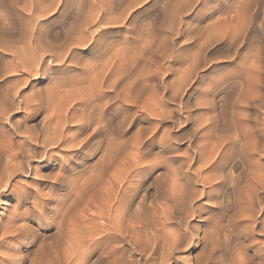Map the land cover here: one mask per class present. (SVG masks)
Masks as SVG:
<instances>
[{"label":"rangeland","instance_id":"1","mask_svg":"<svg viewBox=\"0 0 264 264\" xmlns=\"http://www.w3.org/2000/svg\"><path fill=\"white\" fill-rule=\"evenodd\" d=\"M33 3L50 7L45 14L38 16L39 28L36 33L43 44L60 45L70 35L73 25L88 16L94 17L104 12L106 21L86 30L87 41L83 47L71 48L73 62L65 57L62 62L48 63L46 71L33 78H30L32 75L17 74L16 71H13V75L10 74L12 71L3 73L6 67L4 63L9 61L10 56L3 53L6 51L0 47V67L3 66L0 68L3 70L0 71V112L5 109L0 114V134L6 135L4 133L8 132L11 120H17L18 124H15L20 126L18 135L14 134L16 139H20L19 134L28 132L42 134L41 123L49 115L51 107L61 103L64 98L58 100L61 94L69 92L70 97L78 90L75 88H80L79 92L95 95V102H99L101 108L95 110L94 116H97L96 120L103 118V125L89 142L94 147L89 143L78 144L71 149L64 148L65 151L53 150V154L43 151L39 144L31 143L29 152L36 153L31 152L30 160H26V163L28 161L35 166L42 176H15V180L20 179L33 186L29 187L26 195L13 194L9 198L12 201V197H17L21 209L27 213L24 212L26 219L18 222L20 229L23 227L22 232L10 241L15 249L5 246L0 249V264H5L6 259H10L8 264H81L80 260L73 257L66 260L65 257L71 251L66 228L73 218L68 220L65 216L70 215V210L77 211L75 207L72 209L67 205L74 198L73 191H70L72 183L91 185V180L96 185L97 178L105 182L112 175L116 180L126 174L137 184L136 195L144 196L146 201L142 210L147 211L150 205L155 206V203L164 202L165 196L170 197V187L178 169L181 173L177 174L178 178H182L185 172L188 177L187 173L192 170H184L190 162L188 155L198 148L221 150V156L225 157L218 158L223 163L217 160L220 163H215V169L225 166L226 161L233 165L230 171H226L228 173L224 172L222 184H217L215 190L206 189L201 195L204 188L195 181V175L190 174L194 180L188 182L189 187L192 192L195 191L191 195L192 198L196 197L191 209L198 203L205 207L198 216L194 214V217L188 218L194 236L201 234L202 230L214 229L217 223L225 230L230 229L233 234L230 240L220 236L218 244H213L214 239L211 241L206 250L212 249L214 252L208 264H226L241 252L260 260L262 256L253 257L252 252L254 247L258 248V254L264 252V101L257 107L244 104L239 101V93L246 89L248 83L264 93V0H0V43L4 41L2 44L7 46L21 47L26 42L29 25H36V19L33 21L24 7ZM23 27L28 29L26 34L22 31ZM96 28L99 31L94 32ZM74 35L77 34L71 36ZM235 37L237 42L232 41ZM55 51L67 53L63 48H56ZM110 58L115 60V76L107 82L109 86L101 89L90 79L92 74L88 68L97 66L100 69ZM21 78L27 83L23 80V84ZM176 91H181V94L178 96L176 93L174 100L170 94ZM1 96H7L6 100ZM35 96L39 98L35 99ZM19 97L26 98V102H34L26 104L23 101L21 104ZM162 110L165 114L159 116L161 113L158 112ZM87 128L82 135L71 136V142L85 139L92 130V127ZM73 131L76 132V129ZM110 147H114L113 153ZM39 153L42 154L39 156ZM32 154L39 158L36 160ZM108 154H111L110 157H106ZM45 157H49V161ZM190 164H195L190 165L193 170L200 165L195 161ZM56 172L60 173L57 175ZM32 181H40V196L52 192L46 203L41 202L40 197L33 196L36 185ZM35 198H40V202ZM146 202L150 205L147 206ZM58 206L69 213H62L63 217L61 212L64 210ZM67 206L69 209H65ZM176 216H179L178 213ZM215 217L218 220L215 221ZM58 218L61 219L58 221ZM175 221L172 220L169 225H174ZM99 234L102 236L103 232ZM99 234L95 237H101ZM99 237L98 246L86 242L85 247L78 250L77 256L86 261L84 264L106 262V259L101 261L99 252L107 239ZM206 243L205 240L195 243L191 255L202 257L201 249ZM241 247H244L243 251ZM185 253L178 255L182 254L179 255L182 257Z\"/></svg>","mask_w":264,"mask_h":264},{"label":"bare ground","instance_id":"2","mask_svg":"<svg viewBox=\"0 0 264 264\" xmlns=\"http://www.w3.org/2000/svg\"><path fill=\"white\" fill-rule=\"evenodd\" d=\"M39 4L40 5L33 3L32 5H30L28 7H27V5L24 7V9H27L29 11V17L33 18V21H35V19H36V21H35L36 25H31L32 23H30L29 26H31V27H30L28 34H26V32L28 31L27 28H29V26L27 28L23 27V29H22L23 33L26 34V36L27 35L28 36L25 39L26 42L21 47H13L10 45L7 46L6 44H2L4 42L3 40H2L3 42L1 41L2 43H0V47L3 49L2 51H6L3 53H5V54L7 53L10 56L9 61L8 62L6 61L7 62L6 64L4 63V65L6 67H5V69L3 68V70H4L3 73L6 74V72H8V71L9 72L12 71V72H10V74L12 73V75H13V71H16L15 73L18 72L17 74H19V72H21L26 76L32 75V76H30V78L31 77L33 78L34 75L38 76V74H43L46 71L45 66L48 63H51V62L56 63L58 61L62 62L65 60V57L70 62H73V57L71 55L72 54L71 48L72 47H78V46L81 47L82 45H84L87 41V37L85 35L86 30H89L91 28V26L94 24L99 25L102 22L106 21L105 16H104V12H101L102 14H99V15L96 14L94 17L88 16V17L84 18L83 21L81 19L73 25V27L71 28L70 35H67L63 39V41L60 45L55 44L57 46H54L53 44H49V43L43 44V43H41L40 35L36 33L37 29L39 28V22H38L39 17L38 16H42V14H45L50 7L43 5V4L41 5V3H39ZM35 14H38V15H35ZM109 22H111V21H109ZM27 23H29V22H27ZM98 29L99 28H96L93 31L97 32V31H99ZM2 30H3V28H2ZM74 33H76L77 35L71 36ZM240 36L237 38H240ZM21 37H23V36H21ZM0 39H2V38H0ZM27 39H28V41H27ZM237 40L238 39H236V37L232 38V41H234V42H237ZM234 42H232V43H234ZM9 43L10 42H8V44ZM56 48H63L64 50H67V53L69 52L70 55L67 56V53H64V52L55 53ZM108 57H105V58L107 59ZM7 58H9V57H7ZM259 66H260V63H259ZM1 67H3V66H1ZM114 67H116L115 66V60L110 58L105 63H103V65L101 66L100 69L97 66L89 67V68L87 67V68L89 69L90 74H92V77L90 79H92L94 81L93 82L94 84L95 83L97 84L96 86H98L102 89V88H104V86H109V84H107V82L111 81L112 80L111 77L115 76V75H113V73H115ZM256 67H257V65H256ZM253 72L254 71H252L251 74H253ZM34 77H36V76H34ZM26 79H28V78H26ZM21 80H22V78H21ZM24 81H25V83H27L26 80H24ZM24 81H23V84H24ZM252 83H253V81H252ZM31 85H32V83H31ZM251 85H253V84L248 83L247 86L245 85L246 89L242 90L239 93V101L241 103L252 104L253 106L257 107V105L259 103H263V101H264L263 100L264 99L263 94L264 93L262 91H260L258 89V87L251 86ZM17 86L20 87L19 84ZM245 87H243V88H245ZM92 88H94V87H92ZM75 89L81 90L80 88H75ZM22 90H20V91H22ZM73 90H74V88L71 89L70 92ZM78 90L74 91L70 97H69V92L65 93L63 95L61 94L62 96L60 95V98L58 100H60L61 97H64L63 98L64 100L62 99L63 101L61 100L60 101L61 103H59V104L57 103L58 105L53 104L54 106L51 107L50 113L47 112V113H49V115L45 116L46 119H44L45 117H43L44 121L41 123V127H42L41 133L42 134L39 135L38 132H36V133L34 132L32 134V133H29L28 129H27L28 133H23L22 135L19 134L18 138H20V139H16L14 134H17V131H19L17 129L20 126L16 125V124H18V123H16L17 120H16V122H12V120L9 121L10 119L8 120L9 121L8 132L4 131L5 132L4 134H6V135H3L2 131H1L2 135L0 134V249L4 246L8 247V248L15 249L14 247H12L14 245H12V243L10 241L12 240V238L19 236L20 233L22 232L21 229H23V227L21 226V229H20V227L18 226V222L21 219H26V214L24 216V212H26V210L21 209L22 207L20 206V203H21L20 200L17 197H12V201H11L9 198H11V196L13 194H16V195L20 194L22 197V194L25 193V195H26V192H27V190H29V187L33 186V185L29 186L30 184H27L29 182H26V181L21 182L20 179H18L19 181L15 180V178H16L15 176L17 174H22L25 176H31V178L34 177L33 175L42 176L39 173V171H37V168H34L35 166L33 167L30 163H28V161L26 163V160H30L29 158H30V154L32 152V151L29 152L31 150L30 148L32 147L31 143L39 144L41 147L44 148L43 151H45L46 153H51L53 150H58V149L63 150L64 148H66V150H67L68 147H69V149H71L70 147H72L74 145L77 146L79 144L78 146H80V144H81V146H82V145H85L86 143H89L92 136L96 133V131L98 132L100 130L99 129L100 126L103 125L101 123L103 121V118H99L96 120L97 116H94L95 110H97V108H101V107H99L100 103L95 102V95L91 96L88 93H85L84 91L79 92ZM7 92H9V91H7ZM17 92L18 91H15V93H17ZM176 93L179 96L181 94V91H179V92L176 91L173 94H170L171 98L174 99L175 96H177ZM24 94H26V93H24ZM6 95H7V93H6ZM19 95H21V94L19 93ZM19 95H17V96H19ZM4 96H5V94H4ZM4 96H1V97H3L2 99L5 98V100H6L7 96L9 97L10 95L8 94L6 97H4ZM13 96L14 95H12V97ZM30 96H31V94H30ZM30 96L28 98H31ZM52 96L53 95H51V97ZM170 96H169V98H170ZM20 97L18 99H19V102L21 101V104H22L26 98L22 97V99H20ZM39 97H37V98H39ZM32 98H33V95H32ZM34 98L37 99L36 96ZM53 98H55V97L53 96ZM169 98L167 97V99H169ZM162 100H164V99L162 98ZM29 101H27V102H29ZM52 101H53L52 103H54L55 100L53 99ZM108 101H107V103H108ZM177 101H179V100H177ZM27 102H26V104H27ZM30 102H32V101H30ZM33 102H32V104H33ZM164 102H165V100H164ZM180 102H182V101L180 100ZM180 102H178V103H180ZM104 103H106V102H104ZM161 104H163V103L161 102ZM5 105H4V107L3 106L2 107L5 108ZM29 105H30V103H29ZM24 106L27 107V105H25V104H24ZM27 109H29V108L27 107ZM32 109H31V111H32ZM157 109L159 110L158 107H157ZM157 109H155V110L157 111ZM0 110H1V107H0ZM36 110H37V108H36ZM2 111H5V109ZM101 111H100V113H101ZM1 112H0V114L2 115V113H4V112H2V113ZM97 112H99V110ZM158 113H161V114H158L159 116H163L165 114V111L162 110ZM6 114H7V112H6ZM11 116H9V117L11 118ZM4 119H6V118H4ZM109 120H108V122H109ZM5 122H7V121H5ZM175 123H177V122H175ZM87 127H89V128L92 127L91 133L87 137H85V139H81V141L77 140L76 143H72L71 142V139H72L71 136H75V135L79 136V134L82 135L85 132V130L88 129ZM0 128H2V127H0ZM73 129H76V132L73 131ZM101 130H102V128H101ZM71 131H73L75 133H72ZM95 136L97 137V135H95ZM92 140H91V142H92ZM96 140H99V139H96ZM93 144H94V142H93ZM96 144H98V141ZM109 144L111 145L112 143H109ZM109 144H106V145L109 146ZM89 145H90V143H89ZM90 146L94 147V145H90ZM98 146H100V145H98ZM86 147H89V146H86ZM208 147H210V146H208ZM83 148H84V146H83ZM112 148H114V147H112ZM207 149L206 148H198L197 150H195L193 152V154L189 153L190 155H188V158H189L190 162H188V164H187L186 168H184V170L191 168L192 169L191 173H189V174L187 173V175H188V177H187L186 172L184 171L185 173H184L183 177L178 178L177 174H181L180 171H178L180 169H178L177 173L174 174V177L172 176L173 180H172V186L170 187L171 191L169 192V190H168L170 197H167L164 195L166 197V199H165V197L163 196L164 197L163 199H165L164 202L160 201L161 203L157 204V205L155 203V206H151L150 203L147 204V202H146L147 206L150 205L147 211H146V209H145V211H143L144 210L143 204L146 201V200H144L145 199L144 196H141L142 194L140 195L141 197L139 196V194H138L139 197L136 195L137 184L132 182L131 181L132 179H129L130 176L128 177V175L126 176V174L122 178L116 179V180L112 175L111 179L110 180L107 179L105 182H104V180L98 181V178H97V180H95V181H97V183H95L96 185L92 184L93 182L91 183V180L89 181L91 185L85 184L84 182H82L81 184H75L74 185V183L71 182L73 185L70 187V191L71 190L73 191L74 196H72V197H74V198L70 200V202L72 201L71 204L68 203L67 205H70V207L72 206V209H73V207H75L74 209H76L77 211L73 212L72 210H70V215H69L68 210H64L62 206H58V207H61L62 210H64L63 212H61V215H62V213L67 212L68 215L67 214H65V215H67L69 217L65 216V219L68 218V220H69V218L73 217V218H71L72 223H68L67 228H66L67 229L66 235L69 239V245L71 246V248L69 249L71 251L65 256L66 260H68V259L71 260L73 257V259L75 258L76 260H80L81 264H84L86 261L83 262L84 259L81 258L80 256L79 257L77 256V253H79L78 250L83 246L85 247L86 244H84V243H86V242H89V244H91V245L94 244L96 246L99 242V239H98L99 236L95 237V235H98L99 233L103 232L102 236L99 234L101 236L99 238L101 239L102 237H105L107 239V241L105 240L104 246L100 247L101 248L100 252L98 250V252L101 255V256H99L101 261L103 262V260L106 259L105 260L106 262L105 263L103 262V264H140V263H142V264H208L209 259L212 260L213 252H214L210 248H209L210 250H208V249L206 250V248H208V245H211V243H212L211 241L214 239L215 241H213V244H218V242H219L218 238H220V236H222L221 238L224 237V238L229 239V238H233V234L230 233L231 232L230 229L227 228L228 230L227 229L225 230L223 228L224 226L221 225L222 226V228H221L219 223H217L218 228L215 226L214 229L211 228L212 230H208V231L202 230L201 234H199L198 236H194L195 234L192 232L193 228L191 227V224L189 223L190 222L189 219L191 217H194V214L196 216H198L202 212V209H205V207L198 203L195 208L193 207V209H191V203L195 201L196 197L192 198V195H191L192 193L194 195L195 191L193 190L194 192H192L191 191L192 189H190V187H189L188 182H190V180L191 181L194 180L193 176L190 174H194L195 175L194 177L196 179L195 181L199 182L201 184V187L204 188L203 192H200L201 189H200V191L198 189V191L200 192V195H201L202 193H205L207 191L206 189H209L208 191L215 190V187L217 186V184L218 185L222 184V181L224 178V172H226L227 170L230 171L232 169L233 165L230 163V161H226L227 164L225 166L220 165L222 168L220 167L218 169H215L214 168V167H216L215 163L217 162V160H221L218 158L221 156L222 152H221V150L220 151H211V150H207ZM231 150H232V148H231ZM64 151H65V149H64ZM53 152H55V151H53ZM105 152H106V150H105ZM113 152L114 151L112 149V153ZM34 153H36V151ZM42 153H39V156ZM111 154H108V156H106V157H110L109 155H111ZM32 155H34V154H32ZM34 156H35V159L39 158V156H37V157H36V155H34ZM222 156H223L222 159H224L225 156L224 155H222ZM226 156H227V154H226ZM104 157H105V155H104ZM60 158H61V156H60ZM46 159L49 161V157H47ZM111 159L113 161V158H111ZM58 161H60V159H58ZM193 161H195L197 163L199 162V164H200L198 166V168L196 167V169H195V167H194V170H193V167H190V165H193V164H190ZM221 162H222V160H221ZM226 162H224V163H226ZM107 163H108V161H107ZM112 164H113V162H112ZM218 165H217V167H218ZM235 165L236 164H234V166ZM136 169L139 170V168H136ZM140 169H143V168H140ZM228 172H226V173H228ZM58 173H60V172H58ZM58 173H57V175H58ZM226 173H225V175H226ZM228 175L229 174H227L226 176H228ZM50 177H51V175H50ZM55 177H56V174H55ZM58 177L59 176H57V178ZM229 177H230V175H229ZM233 177H235V176H233ZM61 178H63L62 175H61ZM228 178H226V179H228ZM101 179H103V178H101ZM101 179L99 178V180H101ZM230 179H232V178H230ZM52 180H53V182H55L54 178ZM232 180H234V179H232ZM117 181L119 182L118 186H117ZM32 182L36 185L33 187V191H32L34 194L33 196L40 197L42 199L41 202L46 203V200L49 199V197L52 195V192L48 191V193L40 196V193H41V192H39V191H41L40 190V181H32ZM198 191H196V194L198 193ZM35 199H37V198H35ZM39 199H37V200L39 201ZM62 200L64 202V199H62ZM8 201H10V202H8ZM135 202H137V203H135ZM60 203H61V205L63 204L61 201H60ZM64 204H65V202H64ZM219 204H221V203H219ZM53 205H55V204L53 203ZM12 206H13V208H11ZM55 206H57V205H55ZM221 207H222V204H221ZM67 208L69 209L68 206L65 209H67ZM59 210H61V209H59ZM176 213H178L179 216H176ZM62 216L64 217V215H62ZM249 218H250V215H249ZM60 219L58 218V221ZM63 219L64 218H62V220ZM174 219L176 221H175V223L173 222L174 225L171 224L173 226L170 227L171 225H169V224ZM207 219H210V217H208ZM216 220H218V219H216V217H215V221ZM221 220L222 219L220 218V224H222ZM209 222H211L213 224L211 219ZM60 224H62V223H60ZM60 224L58 226H60ZM214 225H216V224L214 223ZM23 226H24V224H23ZM212 227H213V225H212ZM29 229H30V227H29ZM62 229L65 231L64 228H62ZM222 229H224V230H222ZM236 232L237 233H244L242 231H236ZM60 234L61 233H59V235ZM204 240L208 244L206 243L205 246L204 245L202 246L203 247L201 249L202 257L199 255H198V257L192 256L191 251L194 250L195 245H196L195 243L198 244L200 241L202 242ZM223 240L225 241V239H223ZM226 242H228V241H226ZM89 244L87 243V245H89ZM95 246H94V248H95ZM222 246H224V245H222ZM243 246L246 247V245H243ZM212 248H213V246H212ZM215 248H216V246L213 249H215ZM243 248L241 249L242 251H243ZM98 252H96V253H98ZM183 252L184 253L186 252V253L183 254L184 256L180 257L182 254L181 255L179 254L180 255L179 256L178 253H183ZM252 254H253V257H256V256L261 257L262 256V258L260 260H258L257 258H250L247 255H245L244 252H241L239 254H236L233 257V259L230 260L226 264H264V252H262V255H260V254H258V248L254 247ZM97 255H99V254H97ZM97 255H96V259H98ZM85 257L86 256H84V258ZM5 261H6L5 264H8L10 262V259H6Z\"/></svg>","mask_w":264,"mask_h":264}]
</instances>
